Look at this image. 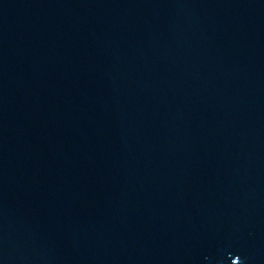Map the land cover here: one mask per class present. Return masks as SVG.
Returning a JSON list of instances; mask_svg holds the SVG:
<instances>
[{
	"label": "water",
	"instance_id": "water-1",
	"mask_svg": "<svg viewBox=\"0 0 264 264\" xmlns=\"http://www.w3.org/2000/svg\"><path fill=\"white\" fill-rule=\"evenodd\" d=\"M0 264H264V0H0Z\"/></svg>",
	"mask_w": 264,
	"mask_h": 264
}]
</instances>
